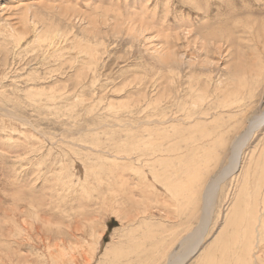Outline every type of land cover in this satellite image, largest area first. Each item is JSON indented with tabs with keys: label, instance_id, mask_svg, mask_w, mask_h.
Returning a JSON list of instances; mask_svg holds the SVG:
<instances>
[{
	"label": "rangeland",
	"instance_id": "rangeland-1",
	"mask_svg": "<svg viewBox=\"0 0 264 264\" xmlns=\"http://www.w3.org/2000/svg\"><path fill=\"white\" fill-rule=\"evenodd\" d=\"M262 9L0 0V264H264V77L202 36Z\"/></svg>",
	"mask_w": 264,
	"mask_h": 264
},
{
	"label": "bare ground",
	"instance_id": "bare-ground-1",
	"mask_svg": "<svg viewBox=\"0 0 264 264\" xmlns=\"http://www.w3.org/2000/svg\"><path fill=\"white\" fill-rule=\"evenodd\" d=\"M224 3V2H223ZM247 5V4H246ZM245 6V5H244ZM202 7V6H201ZM246 7V6H245ZM244 7V8H245ZM259 10V9H258ZM261 10V9H260ZM260 10L258 11V12H260ZM263 10V9H262ZM264 11V10H263ZM142 12V11H141ZM228 13V12H227ZM227 13H226V15H227ZM237 13L239 14V12L237 11ZM262 13H264V12H262ZM137 14V13H136ZM148 14H150L149 12H148ZM231 14V13H230ZM228 15H229V13H228ZM141 16H143L142 14H141ZM151 16V15H150ZM232 16H233V14H232ZM148 17H149V15H148ZM227 17H229V16H227ZM135 18V17H134ZM150 18H154V16H153V14H152V17H150ZM149 18V19H150ZM222 17H220V19H221ZM226 18V17H225ZM224 18V19H225ZM148 19V20H149ZM130 20H133V18H131ZM129 20V21H130ZM135 20V19H134ZM144 20H145V18H144ZM152 20V19H151ZM136 21H137V19H136ZM150 21V20H149ZM229 22H231L230 20H228ZM239 21V20H238ZM123 22V21H122ZM131 22H133V21H131ZM153 22V21H152ZM220 22V24H221V28L222 29H225L226 27H228L227 29H228V31H227V29H226V31L225 30H222V31H220V28L218 29L219 31V33H214V32H211L210 31V33H213V36H211L210 35V37L207 35L208 33H206V34H202V36H203V38L206 40V42L203 44L204 45V47H205V49L207 50V52L208 53H210V49L212 48L211 46L214 44V45H216V50H218L219 52H220V50L221 49H224L223 47H225V45H226V47H227V49L229 48V49H231V47H235V46H237V45H240V47H242V48H247V49H249V50H252V54H253V58L252 59H248V60H250L249 62L248 61H246L245 60V57L243 56V54H242V56H241V58H240V60H239V69H242L243 70V72L241 73V74H236V75H241V77L240 78H242V77H244V78H248L249 76L252 78V79H254V80H260V79H262L263 77H264V19L263 20H247L246 21V23H241V25H242V27L244 28L242 31L239 29V27H238V25H235L234 26V23H233V28H231L232 30H233V32H232V30H229V27L230 26H228L229 24H228V22H227V20L226 21H219ZM233 22V21H232ZM231 22V23H232ZM237 22V21H236ZM235 22V23H236ZM138 23V22H137ZM144 23H146V22H144ZM150 23V22H149ZM148 23V24H149ZM153 23H155V22H153ZM131 24V23H130ZM143 24V23H142ZM141 24V25H142ZM147 24V23H146ZM145 24V25H146ZM147 24V25H148ZM121 25V24H120ZM134 25V24H133ZM133 25H131V26H133ZM137 25V24H136ZM151 25V24H150ZM206 24H204V26H205ZM207 25H208V23H207ZM207 25L205 26V27H207ZM212 25L213 24H210V27L209 28H211L212 27ZM218 25V24H217ZM232 25V24H231ZM209 26V25H208ZM127 27V26H126ZM139 27V26H138ZM138 27H136V28H138ZM150 27V26H149ZM162 27H164V26H162ZM189 27H190V25H189ZM204 27V28H205ZM136 28H134V27H131L130 29H132L133 31L134 30H136ZM148 28V27H147ZM184 28V27H183ZM209 28H206V29H209ZM188 29V28H187ZM215 29H217V28H215ZM140 30H141V28H140ZM199 30V29H198ZM201 30V29H200ZM202 30H203V28H202ZM212 30H213V28H212ZM191 31V30H190ZM207 31V30H206ZM138 32V31H137ZM170 34H171V32H172V30L171 31H168ZM217 32V31H216ZM225 32V33H224ZM240 32H241V34H240ZM142 33V32H141ZM157 33V32H156ZM159 33V32H158ZM173 33V32H172ZM199 33V32H198ZM232 33H234V36L236 37V41H234V40H232L231 38H230V35H233ZM188 34V33H187ZM141 34H139V36H140ZM144 35V34H143ZM150 36V35H149ZM157 36V35H156ZM158 37V36H157ZM196 37H198V36H196ZM176 38V37H175ZM17 39H18V41L20 42V38L18 37V36H16V41H17ZM135 40V39H134ZM22 41V40H21ZM245 41L246 42H248V43H245ZM18 44H20V43H18ZM135 44V43H134ZM167 44V43H166ZM190 44V43H189ZM188 44V45H189ZM154 45H156V43L154 44ZM171 45L172 44H169V46H167V48L168 47H170L171 48ZM166 46V45H165ZM230 46V47H229ZM155 47V46H154ZM158 48H159V46H158ZM167 48H160V50H158V52H157V56H156V58L158 59V60H160V61H162V64H163V62H165V64L167 63V64H169L168 66H169V68H171V69H174V65L175 64H177V62H178V55L175 53V52H169V48L167 49ZM173 48V47H172ZM237 48V47H236ZM236 48H234V49H236ZM153 49V48H152ZM167 49V50H166ZM249 50H247V51H249ZM155 51V50H154ZM175 51V50H174ZM228 51V50H227ZM230 51V50H229ZM212 52V51H211ZM232 53H233V51H232ZM245 53V52H244ZM246 53H248V52H246ZM17 54V53H16ZM237 54V53H236ZM240 54V53H239ZM238 54V55H239ZM251 54V53H250ZM252 54H251V56H252ZM65 55V54H64ZM228 55H230V54H228ZM246 55H248V54H246ZM224 56V55H223ZM232 56V55H231ZM249 56V55H248ZM250 56V57H251ZM247 57V56H246ZM81 58V57H80ZM98 58V57H97ZM224 58V57H223ZM236 58V57H235ZM247 59V58H246ZM89 60V59H88ZM87 61V60H86ZM99 61V60H98ZM160 61L158 62V63H160ZM246 61V62H245ZM96 62V61H95ZM248 62V63H247ZM236 63V62H235ZM96 64V63H95ZM98 64V63H97ZM161 64V65H162ZM237 64V63H236ZM173 65V66H172ZM179 66V65H178ZM189 67H190V65H189ZM197 67H199V66H197ZM171 69H169V70H171ZM176 69V68H175ZM180 69V68H179ZM192 69V68H191ZM197 69V68H196ZM234 70V69H233ZM177 71V70H176ZM238 72V71H237ZM233 74V73H232ZM200 77V76H199ZM78 83V82H77ZM155 83H156V86L158 85H161L160 83L158 84V79L157 80H155ZM178 89H181V87H180V85L176 88V91L178 90ZM80 90V89H79ZM180 91V90H179ZM74 95V94H73ZM80 97V96H79ZM179 98V97H178ZM178 98H177V100H178ZM101 99V98H100ZM179 100H180V98H179ZM98 101V100H97ZM143 101H152V100H149V98H148V96L146 95V96H144V98L141 100V102H143ZM180 102V101H179ZM99 103V102H98ZM176 103V102H175ZM79 104V103H78ZM178 105H180L179 103H178ZM182 106V105H181ZM179 107V106H178ZM92 109V108H91ZM180 109V108H179ZM202 110V109H201ZM144 112V111H143ZM183 112H188L187 111V109H186V104L183 106ZM201 113L203 112V110L202 111H200ZM8 114V113H7ZM166 114V113H165ZM184 114V113H183ZM10 115V114H9ZM2 116V115H1ZM8 116V115H7ZM185 116V115H184ZM10 117V116H9ZM176 117V116H175ZM1 118H3V116L1 117ZM0 118V119H1ZM4 118H5V116H4ZM14 118V117H13ZM18 119V118H17ZM262 119H263V117H262ZM178 120V119H177ZM181 120V119H180ZM182 120H184L183 118H182ZM9 121H11V118H10V120ZM13 121V120H12ZM262 121V120H261ZM183 122V121H182ZM7 123H8V121H7ZM10 123V122H9ZM15 123V122H14ZM260 123V122H259ZM263 123V122H262ZM261 123V124H262ZM19 124H20V122H19ZM10 124H8V126H9ZM17 125V124H16ZM257 126V125H256ZM261 126V125H260ZM19 127V126H18ZM17 127V128H18ZM255 130V129H254ZM252 133V132H251ZM139 163V162H138ZM152 178V177H151ZM78 179V178H77ZM158 181L162 184V182L158 179ZM164 184V183H163ZM131 185V184H130ZM165 186V185H164ZM169 189H172V185H170V187H169ZM125 191V190H124ZM116 201V200H115ZM23 211V210H22ZM25 211V210H24ZM23 211V212H24ZM5 212H7V211H5ZM14 212V211H13ZM91 212V211H90ZM138 212V211H137ZM16 213H17V211H16ZM9 214V213H8ZM24 214V213H23ZM23 214H22V216H23ZM11 215V214H10ZM14 215V214H13ZM9 215H7L6 217H8ZM16 216H18V213H17V215ZM19 216H20V214H19ZM12 218V217H11ZM26 218V217H25ZM20 219V218H19ZM23 219V218H22ZM24 220V219H23ZM11 221V220H10ZM18 222H20V220L18 221ZM14 223V222H13ZM24 223H26V221L24 222ZM4 224V223H3ZM15 224H17V225H20L19 223H17V222H15ZM21 224H22V222H21ZM5 225V224H4ZM12 225V224H11ZM11 225H9V226H11ZM51 225V224H50ZM54 225V224H53ZM6 226V225H5ZM26 227H27V225H25ZM49 226V225H48ZM74 227H75V225H74ZM73 227V228H74ZM30 228V225H29V227H28V229ZM26 229V228H25ZM36 229V228H35ZM41 229V228H40ZM40 229L38 230V231H40ZM4 230V229H3ZM6 230H7V228H6ZM12 230V229H11ZM30 230V229H29ZM74 230V229H73ZM77 230H79V229H77ZM9 232H10V230H9ZM11 232H13V231H11ZM20 233H22V232H20ZM33 233H35V232H33ZM8 234V233H7ZM10 234V233H9ZM25 234H29L30 235V233H28L26 230H25ZM40 234H42L41 232H40ZM73 234H75V233H73ZM22 235H23V233H22ZM32 235V234H31ZM25 236V235H24ZM47 237V236H46ZM51 237V236H50ZM49 237V238H50ZM13 238H14V236H13ZM12 238V239H13ZM190 238V237H189ZM192 238H195V237H192ZM16 239H17V237H16ZM27 239V238H26ZM45 239V238H44ZM64 239V238H63ZM29 240H30V238H29ZM11 241V240H10ZM44 241V240H43ZM42 241V242H43ZM47 241V240H46ZM199 241V240H198ZM4 242V241H3ZM8 242V241H7ZM13 242V241H12ZM16 242V241H15ZM22 242V241H21ZM20 242V243H21ZM17 244V243H16ZM24 245V244H23ZM197 245V244H196ZM17 247H18V245H17ZM16 247V248H17ZM100 248V245L97 247V249H99ZM96 249V250H97ZM195 250V249H194ZM100 251V250H99ZM22 254V256H26V255H23V252L21 253ZM0 255H2V254H0ZM12 256V255H11ZM10 256V257H11ZM9 257V258H10ZM227 258V257H226ZM12 260V259H11ZM20 260V259H19ZM23 260V259H22ZM71 261H73V259H70ZM70 260H64V262H63V264H71V263H69V261ZM75 260V259H74ZM210 260H215V259H211L210 258ZM210 260H208V261H210ZM10 262V261H9ZM21 262V261H20ZM57 262H59L58 261V259H57ZM74 262H76V260L74 261ZM22 263V262H21ZM205 263V262H204ZM76 264H78V263H76ZM88 264V263H87ZM207 264V263H206ZM209 264H211V263H209ZM216 264V263H215Z\"/></svg>",
	"mask_w": 264,
	"mask_h": 264
}]
</instances>
